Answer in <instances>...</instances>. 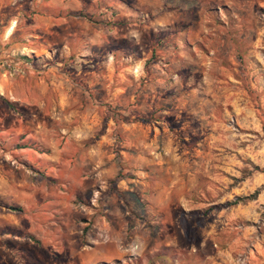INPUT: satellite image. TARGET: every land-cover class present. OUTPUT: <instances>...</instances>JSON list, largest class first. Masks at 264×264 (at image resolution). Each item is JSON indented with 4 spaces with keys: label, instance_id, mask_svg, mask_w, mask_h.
<instances>
[{
    "label": "rangeland",
    "instance_id": "374dc122",
    "mask_svg": "<svg viewBox=\"0 0 264 264\" xmlns=\"http://www.w3.org/2000/svg\"><path fill=\"white\" fill-rule=\"evenodd\" d=\"M94 5L118 27L101 62L58 67L69 109L53 115L86 165L48 199L51 261L264 264V0Z\"/></svg>",
    "mask_w": 264,
    "mask_h": 264
},
{
    "label": "crops",
    "instance_id": "0c3cea01",
    "mask_svg": "<svg viewBox=\"0 0 264 264\" xmlns=\"http://www.w3.org/2000/svg\"><path fill=\"white\" fill-rule=\"evenodd\" d=\"M96 1L0 0V264H66L50 259L45 238L56 229L44 228V211L73 176L85 174L86 164L73 147L80 146L79 131L67 136L65 121L53 115L69 109L58 67L73 65L81 52L101 62L107 52L118 26L82 16L98 22ZM74 38L81 44L73 46ZM45 136L56 137L48 148ZM56 233L61 239L74 234L69 226ZM58 245L74 258L73 241Z\"/></svg>",
    "mask_w": 264,
    "mask_h": 264
},
{
    "label": "trees",
    "instance_id": "16d2710c",
    "mask_svg": "<svg viewBox=\"0 0 264 264\" xmlns=\"http://www.w3.org/2000/svg\"><path fill=\"white\" fill-rule=\"evenodd\" d=\"M82 16H85V17H87L91 22H93V23H95V24H100V23H103V24H107L109 27H113V26H116L117 24H116V22H114V21H102V22H96V21H94V19L93 18H91V17H88V16H86V15H82ZM151 64V60H149L148 61V63L146 64V65H150ZM147 67V66H146ZM257 170H259L258 168H257ZM259 171H261V172H263L264 173V170H259ZM259 191H256L254 194H252V195H250V196H246V197H241V198H237L236 200H234L233 202H229L228 204H227V206H229V207H235V206H238V205H240V204H245V203H248V202H251V201H254V200H256L257 199V197L259 196Z\"/></svg>",
    "mask_w": 264,
    "mask_h": 264
}]
</instances>
